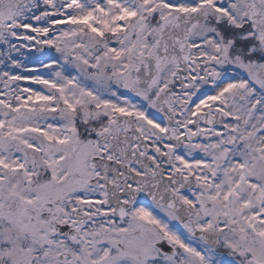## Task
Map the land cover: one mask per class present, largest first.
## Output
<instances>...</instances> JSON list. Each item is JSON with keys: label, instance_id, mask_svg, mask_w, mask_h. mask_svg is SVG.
I'll use <instances>...</instances> for the list:
<instances>
[{"label": "snow or ice", "instance_id": "snow-or-ice-1", "mask_svg": "<svg viewBox=\"0 0 264 264\" xmlns=\"http://www.w3.org/2000/svg\"><path fill=\"white\" fill-rule=\"evenodd\" d=\"M0 264H264V0H0Z\"/></svg>", "mask_w": 264, "mask_h": 264}]
</instances>
